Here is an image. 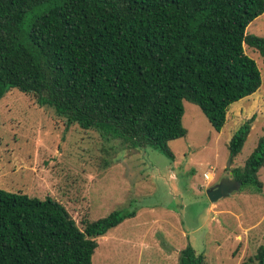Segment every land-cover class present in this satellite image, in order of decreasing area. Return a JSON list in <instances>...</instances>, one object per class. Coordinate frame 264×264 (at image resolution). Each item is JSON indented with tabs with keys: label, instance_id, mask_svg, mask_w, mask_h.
<instances>
[{
	"label": "trees",
	"instance_id": "obj_1",
	"mask_svg": "<svg viewBox=\"0 0 264 264\" xmlns=\"http://www.w3.org/2000/svg\"><path fill=\"white\" fill-rule=\"evenodd\" d=\"M264 0H0V100L31 94L82 130L129 148L186 137L183 102L219 132L228 107L262 80L244 45L264 62V38L245 33ZM246 120L228 144L236 157L250 133ZM264 166V134L241 167V186ZM112 211L80 228L56 200L0 189V264H92L96 239L133 218ZM177 264H206L190 244ZM244 264H264V245Z\"/></svg>",
	"mask_w": 264,
	"mask_h": 264
},
{
	"label": "rangeland",
	"instance_id": "obj_2",
	"mask_svg": "<svg viewBox=\"0 0 264 264\" xmlns=\"http://www.w3.org/2000/svg\"><path fill=\"white\" fill-rule=\"evenodd\" d=\"M245 33L264 38V12ZM244 51L257 64L260 88L228 107L219 132L184 101L188 133L168 142L171 157L82 130L33 95L9 90L0 100V189L50 197L80 228L82 221L112 211H134L133 218L96 239L92 264H177L188 244L206 264L248 262L264 245V166L258 172L261 193L246 185L214 203L206 197L210 186L244 164L264 134V62L256 50L244 45ZM250 118V133L231 160L228 144ZM205 172L214 178L206 181Z\"/></svg>",
	"mask_w": 264,
	"mask_h": 264
},
{
	"label": "water",
	"instance_id": "obj_3",
	"mask_svg": "<svg viewBox=\"0 0 264 264\" xmlns=\"http://www.w3.org/2000/svg\"><path fill=\"white\" fill-rule=\"evenodd\" d=\"M240 187L241 183L230 173L227 178L210 186L206 190V197L209 202L214 203L222 198L229 197L233 192L238 191Z\"/></svg>",
	"mask_w": 264,
	"mask_h": 264
},
{
	"label": "built area",
	"instance_id": "obj_4",
	"mask_svg": "<svg viewBox=\"0 0 264 264\" xmlns=\"http://www.w3.org/2000/svg\"><path fill=\"white\" fill-rule=\"evenodd\" d=\"M211 173L210 172H205L204 174H203V177H204V179L206 180V181H211L213 178H214V174L212 173V178H211V180H209L208 179V175H210Z\"/></svg>",
	"mask_w": 264,
	"mask_h": 264
},
{
	"label": "bare ground",
	"instance_id": "obj_5",
	"mask_svg": "<svg viewBox=\"0 0 264 264\" xmlns=\"http://www.w3.org/2000/svg\"><path fill=\"white\" fill-rule=\"evenodd\" d=\"M212 178V174L208 175V179L211 180Z\"/></svg>",
	"mask_w": 264,
	"mask_h": 264
}]
</instances>
